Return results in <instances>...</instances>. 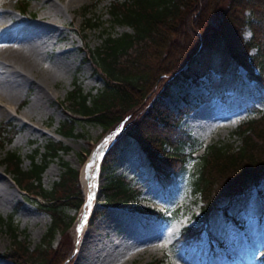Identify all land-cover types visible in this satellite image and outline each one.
<instances>
[{"label":"rangeland","instance_id":"1","mask_svg":"<svg viewBox=\"0 0 264 264\" xmlns=\"http://www.w3.org/2000/svg\"><path fill=\"white\" fill-rule=\"evenodd\" d=\"M51 1L57 3V11L49 8ZM110 1L26 0L23 6L21 0H0V15H6L0 18V48L9 33L28 21L55 25L35 64V79L17 96L2 100L0 105V124L9 122L12 135L0 136V180L8 183L6 193H0V254L14 246L10 231L1 222L9 212H14L13 222L19 231V240L28 243L30 249L41 241L50 223L49 214L24 195L22 187L14 180L13 171L3 163V156L11 150L16 151L21 157L22 169H26L34 149L37 147L42 151L47 138H53L62 140L69 147L48 163L42 172L43 185L50 187L59 178L63 170L61 160H64L80 170L79 183L85 197L73 224L66 232L56 233L52 241L53 247L63 244L66 257L61 264H264V214L261 213L264 179L251 190V197L246 201L248 209L246 213L238 214V223L227 221L215 229L218 241H210L203 233L202 239L193 246L175 242L185 226L194 224L202 216V200L192 186V174L200 153L210 141L219 139L229 140L236 148L241 142L240 133L236 131L238 123L264 111V80L258 83L249 77L242 64L229 59L222 34L211 37L199 54L200 64L206 60L214 64L211 76L206 73L197 80L191 77L177 79L168 84L167 92L158 94L160 87L157 86L149 93L148 99L159 95L172 109L183 110L173 136L175 146L184 154V169L166 184L155 181L141 162L136 140L131 139L133 148L119 153L112 175H123L137 193L124 204L103 206L102 186L108 174L100 166L110 139L123 128L120 124L115 132L102 133L101 125L82 118L67 95L74 81H78L83 91L91 92L103 84V77L91 60L84 59L85 45L100 43L106 30L118 33L131 29L126 23L114 22L108 10ZM245 1H242L243 13L247 14L249 7L245 6ZM87 16L97 24L86 26ZM249 29L247 24L243 27V36ZM254 50L255 47L250 49L251 52ZM219 68L222 71H218ZM253 69L259 70L256 64ZM46 74L50 75L46 88L38 96L36 79ZM224 79L230 84L239 79L244 84L238 83L241 89L224 90V98L217 94L201 98L211 87L215 91L226 87ZM210 110L211 116L205 119ZM68 113L78 117L75 130L79 133L65 135L58 131L60 120ZM209 120L211 123L206 126ZM166 148H171V144H166ZM91 154H100L101 158L93 194L88 195V183L81 170ZM35 157L39 159L40 152L35 153ZM84 207L88 213L86 222L79 226L78 216ZM147 207L160 214H150ZM101 208L105 210L92 218V214ZM69 211L73 212V209ZM0 264L18 263L0 255Z\"/></svg>","mask_w":264,"mask_h":264},{"label":"trees","instance_id":"2","mask_svg":"<svg viewBox=\"0 0 264 264\" xmlns=\"http://www.w3.org/2000/svg\"><path fill=\"white\" fill-rule=\"evenodd\" d=\"M242 1H110L111 18L114 22L130 25L131 29L118 33L106 30L100 43L85 45L84 59L91 60L103 77V84L91 92L83 91L78 81H74L67 95L82 118L101 125L102 133L115 132L120 124L123 128L110 139L101 163V169L108 174L102 186L104 207L124 204L137 193L123 175H112L119 153L131 148V139L136 140L141 162L155 181L166 184L184 169V154L174 144L183 110L172 109L159 95L151 100L148 97L157 86L160 87L158 94L167 92L168 84L177 79L197 80L206 73L211 76L214 64L207 60L204 64L199 62L200 51L211 37L222 34L229 59L242 64L249 77L258 83L264 80V0H246L247 14L243 13ZM21 2L26 5V0ZM85 23L86 26L97 24L89 16ZM246 24L252 35L245 42L242 31ZM252 47H255L253 52L250 51ZM255 64L258 71L253 69ZM223 81L226 87L220 91L211 87L201 98L216 94L224 98V90L241 89L238 83L244 84L239 79L235 84ZM77 119L76 115L68 113L60 120L58 131L65 135L79 133L75 130ZM9 129V122L0 124V136L10 137ZM236 131L241 137L239 146L233 148L229 140L210 141L198 157L192 186L202 200V216L181 230L176 243L196 245L203 233L210 241L217 239L215 229L227 221L238 223V214L246 213L251 190L264 179V111L240 121ZM168 143L171 148H166ZM68 147L60 139L47 138L42 151L36 147L30 154V165L26 169H22L21 157L16 151L11 150L3 156V163L13 171L14 180L22 187L24 195L49 214L50 223L41 241L30 249L28 243L19 240V231L13 222L14 212H9L1 222L10 231L14 246L0 255L18 264H61L65 260L63 244L53 247L52 241L56 233L62 234L70 228L84 201L78 168L61 160L63 170L50 187H45L41 178L48 163ZM39 152L40 157L36 159L35 153ZM104 210H96L92 218ZM146 210L150 214H160L149 207ZM261 213L264 214V209Z\"/></svg>","mask_w":264,"mask_h":264},{"label":"bare ground","instance_id":"3","mask_svg":"<svg viewBox=\"0 0 264 264\" xmlns=\"http://www.w3.org/2000/svg\"><path fill=\"white\" fill-rule=\"evenodd\" d=\"M49 8L57 11L58 5L55 1H51ZM5 17V13L0 15V18ZM48 20L50 21V19ZM53 28H55V25L52 24V22L51 24H47L28 21L15 28L6 36L5 44H2L3 46L0 48V105L2 104V100L17 96L27 83L35 79L33 77L35 64ZM49 76V74H46L36 79L38 96L42 95V92L46 88V82ZM36 101L37 100H34V102ZM211 114L212 110L208 111V113L205 114V119H208ZM210 121L211 120L206 123V126L211 123ZM100 158V154H95L89 159L86 165L87 167L82 169L83 176H85L88 183V195L92 193V188L95 186ZM5 183L3 180H0V193H6V186H8V183ZM87 203L90 204L89 201H87ZM85 207L78 216L77 223L79 226H82V224L86 222L85 218L88 213Z\"/></svg>","mask_w":264,"mask_h":264},{"label":"clouds","instance_id":"4","mask_svg":"<svg viewBox=\"0 0 264 264\" xmlns=\"http://www.w3.org/2000/svg\"><path fill=\"white\" fill-rule=\"evenodd\" d=\"M251 35H252V33H251V30L250 29L245 32V34H244V40H245V42L248 39H250Z\"/></svg>","mask_w":264,"mask_h":264},{"label":"snow or ice","instance_id":"5","mask_svg":"<svg viewBox=\"0 0 264 264\" xmlns=\"http://www.w3.org/2000/svg\"><path fill=\"white\" fill-rule=\"evenodd\" d=\"M78 231H79V229H78Z\"/></svg>","mask_w":264,"mask_h":264}]
</instances>
